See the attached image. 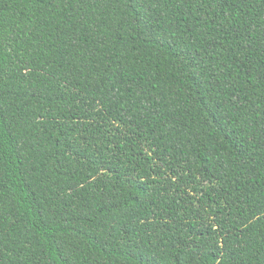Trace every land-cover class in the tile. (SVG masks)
Masks as SVG:
<instances>
[{"label": "trees", "instance_id": "obj_1", "mask_svg": "<svg viewBox=\"0 0 264 264\" xmlns=\"http://www.w3.org/2000/svg\"><path fill=\"white\" fill-rule=\"evenodd\" d=\"M0 264H264V0H0Z\"/></svg>", "mask_w": 264, "mask_h": 264}]
</instances>
